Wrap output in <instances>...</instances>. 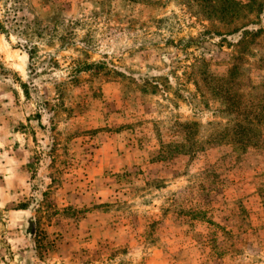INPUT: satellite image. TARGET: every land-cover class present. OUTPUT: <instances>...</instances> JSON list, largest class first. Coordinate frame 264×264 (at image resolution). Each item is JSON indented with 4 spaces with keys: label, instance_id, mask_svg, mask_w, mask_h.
<instances>
[{
    "label": "rangeland",
    "instance_id": "1",
    "mask_svg": "<svg viewBox=\"0 0 264 264\" xmlns=\"http://www.w3.org/2000/svg\"><path fill=\"white\" fill-rule=\"evenodd\" d=\"M0 264H264V0H0Z\"/></svg>",
    "mask_w": 264,
    "mask_h": 264
}]
</instances>
